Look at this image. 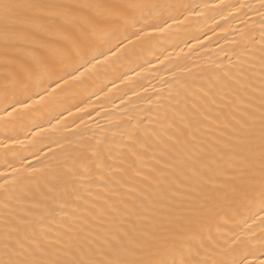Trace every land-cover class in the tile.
<instances>
[{"label":"snow or ice","instance_id":"obj_1","mask_svg":"<svg viewBox=\"0 0 264 264\" xmlns=\"http://www.w3.org/2000/svg\"><path fill=\"white\" fill-rule=\"evenodd\" d=\"M205 9L255 12L264 41V0H0V89L13 96L0 121L55 110L70 84H87L118 53L135 58L140 42ZM255 59L221 68L199 95L170 93L155 128L117 126L24 176L9 163L0 171V264H264V48L258 67ZM224 108L231 115L204 133ZM157 150L165 162L138 188ZM86 177L126 192L90 201Z\"/></svg>","mask_w":264,"mask_h":264},{"label":"bare ground","instance_id":"obj_2","mask_svg":"<svg viewBox=\"0 0 264 264\" xmlns=\"http://www.w3.org/2000/svg\"><path fill=\"white\" fill-rule=\"evenodd\" d=\"M184 2L202 5L217 4L219 0ZM246 2L255 4L257 0ZM173 15L183 19L179 13ZM169 23L172 21L169 20ZM138 48L139 54L135 58L127 59L123 53H118L109 62L108 70L99 72L87 84H70L63 94V105L55 110L16 123H8V118L0 121V142L9 144L7 148H0V171L11 172L7 167L10 163L13 168H19L20 175L24 176L28 166L39 169L50 164L53 154L59 159L66 153L83 152L94 139L111 138L113 133L118 132L117 126L126 128L142 121L149 128L157 127L156 118L167 110L170 93L174 97L178 90L183 91L187 87L193 95H199L200 88L208 90L214 85V77L221 68L230 69L249 57H255L259 66L261 49L264 48L261 19L255 12L245 16L243 12H229L227 9H205L204 15L189 17L182 24L173 23L169 33L153 37L147 43L140 42ZM258 87L257 83V104ZM16 98H20L18 94ZM12 99L11 92L5 97L0 89V115L4 114ZM77 108L82 111H77ZM221 111L225 116L217 119L212 113L202 129L204 133H208L209 128L217 129L222 120L231 115L227 108ZM213 120L216 122L213 123ZM49 122L55 127H50ZM215 134V131L211 133ZM17 138L24 143L11 145L10 140ZM116 139L120 137L117 135ZM152 156L153 152L149 151L141 169L142 175L134 178L138 188L151 168H158L165 162L159 150L155 152L156 159ZM156 160H160V165ZM116 178H120L119 174ZM81 183L85 187L89 183L92 185V196L82 194L90 201L99 194L101 204L103 198L116 199L113 192H126V188L118 186L101 191L103 181L98 179L89 180L86 177Z\"/></svg>","mask_w":264,"mask_h":264}]
</instances>
